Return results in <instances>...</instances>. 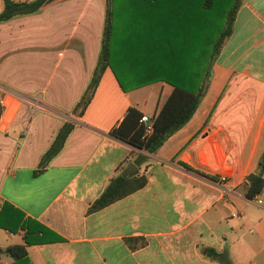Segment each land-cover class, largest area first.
<instances>
[{
	"label": "crops",
	"instance_id": "1",
	"mask_svg": "<svg viewBox=\"0 0 264 264\" xmlns=\"http://www.w3.org/2000/svg\"><path fill=\"white\" fill-rule=\"evenodd\" d=\"M106 9L107 0H49L0 20V248L30 240L21 258L0 251V264H219L211 250L264 264V186L245 194L248 173L264 176V0H241L197 108L139 164L112 129L130 106L155 113L170 83L124 90L107 65L84 111L74 109ZM65 122L61 148L35 172ZM134 168L142 186L91 207Z\"/></svg>",
	"mask_w": 264,
	"mask_h": 264
},
{
	"label": "trees",
	"instance_id": "2",
	"mask_svg": "<svg viewBox=\"0 0 264 264\" xmlns=\"http://www.w3.org/2000/svg\"><path fill=\"white\" fill-rule=\"evenodd\" d=\"M49 0H3L0 20L16 13L36 10ZM241 0H107L102 45L96 68L74 109L82 113L93 96L104 68H112L120 86L130 89L144 83L164 80L172 85L171 91L151 115L152 131L142 138L141 111L128 107L124 119L112 132L134 147L154 152L163 141L193 114L210 78L211 66L225 37L231 32ZM115 13V14H113ZM71 122H65L40 160V171L62 146ZM145 155L137 151L133 162L139 164ZM264 167V150L260 159ZM188 166V165H186ZM134 168L113 177L92 203L102 207L116 198L142 186L144 174ZM247 197H254L264 186L260 171L246 175ZM132 247L145 243L141 237L127 238ZM30 240L10 244L4 251L12 258L26 255ZM219 264H229L226 251L211 250Z\"/></svg>",
	"mask_w": 264,
	"mask_h": 264
},
{
	"label": "built area",
	"instance_id": "3",
	"mask_svg": "<svg viewBox=\"0 0 264 264\" xmlns=\"http://www.w3.org/2000/svg\"><path fill=\"white\" fill-rule=\"evenodd\" d=\"M140 121L143 123L144 131L142 134V138H145L153 129V122L151 116L148 114H142L140 117ZM258 202H261V199H257Z\"/></svg>",
	"mask_w": 264,
	"mask_h": 264
},
{
	"label": "rangeland",
	"instance_id": "4",
	"mask_svg": "<svg viewBox=\"0 0 264 264\" xmlns=\"http://www.w3.org/2000/svg\"><path fill=\"white\" fill-rule=\"evenodd\" d=\"M111 6H114V0H112V5ZM113 14H115V13H113ZM147 111L148 112H151V109L149 108V109H147ZM137 150L136 151H145V150H142V149H139V148H136ZM133 155L135 156L136 155V153H133Z\"/></svg>",
	"mask_w": 264,
	"mask_h": 264
}]
</instances>
